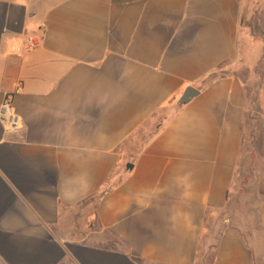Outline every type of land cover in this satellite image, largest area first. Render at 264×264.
Segmentation results:
<instances>
[{
  "label": "crops",
  "instance_id": "obj_1",
  "mask_svg": "<svg viewBox=\"0 0 264 264\" xmlns=\"http://www.w3.org/2000/svg\"><path fill=\"white\" fill-rule=\"evenodd\" d=\"M241 6L0 0V107L11 97L20 121H0V264H198L207 220L227 209L243 168L264 206V157L245 148L236 72L258 63L247 62ZM97 86L126 94L102 117L85 108ZM189 87L199 93L180 106ZM53 113L74 115L87 145ZM254 154L261 167L247 162ZM77 166L91 186L69 202ZM260 238L223 234L213 264H251Z\"/></svg>",
  "mask_w": 264,
  "mask_h": 264
},
{
  "label": "rangeland",
  "instance_id": "obj_2",
  "mask_svg": "<svg viewBox=\"0 0 264 264\" xmlns=\"http://www.w3.org/2000/svg\"><path fill=\"white\" fill-rule=\"evenodd\" d=\"M241 28L248 44L247 62L253 60L256 64L258 61L257 65L251 67L236 66V72L245 81L248 94L249 119L246 121L245 148L252 146L264 157V0H242ZM137 136L140 139L139 145L147 139L144 130ZM257 158V154H254L247 162L261 167L262 163ZM253 179V174L246 167L243 168L241 175L236 176L227 209L208 218L198 264L214 263L217 242L225 233L240 231L250 241L261 240L264 206L262 197L257 194V183ZM92 207L88 206L86 214L92 213Z\"/></svg>",
  "mask_w": 264,
  "mask_h": 264
},
{
  "label": "clouds",
  "instance_id": "obj_3",
  "mask_svg": "<svg viewBox=\"0 0 264 264\" xmlns=\"http://www.w3.org/2000/svg\"><path fill=\"white\" fill-rule=\"evenodd\" d=\"M126 98V94L118 92L113 94L112 91L97 86L90 89L85 96V108L95 106L100 109L101 117L118 104L122 103ZM54 121V127L59 124L60 130L69 132L72 137L83 142L84 146L91 139L88 131H84L73 116H65L63 114H50ZM67 179L73 180V186L70 190L62 193L65 200L71 202L73 200L83 198L91 186V176L88 170L77 166L76 171ZM251 264H264V245L253 244L249 247Z\"/></svg>",
  "mask_w": 264,
  "mask_h": 264
},
{
  "label": "built area",
  "instance_id": "obj_4",
  "mask_svg": "<svg viewBox=\"0 0 264 264\" xmlns=\"http://www.w3.org/2000/svg\"><path fill=\"white\" fill-rule=\"evenodd\" d=\"M29 43V49L31 50L34 48L35 44L33 38L29 39ZM0 121L4 123L10 130H15L20 127V121L15 113L13 100L11 97L7 98L0 107Z\"/></svg>",
  "mask_w": 264,
  "mask_h": 264
},
{
  "label": "water",
  "instance_id": "obj_5",
  "mask_svg": "<svg viewBox=\"0 0 264 264\" xmlns=\"http://www.w3.org/2000/svg\"><path fill=\"white\" fill-rule=\"evenodd\" d=\"M199 91L193 87H189L185 93L183 94V96L181 97V99L179 100V105L183 106L186 105L187 103H189L194 97H196V95H198ZM128 168H132V165L129 164Z\"/></svg>",
  "mask_w": 264,
  "mask_h": 264
},
{
  "label": "trees",
  "instance_id": "obj_6",
  "mask_svg": "<svg viewBox=\"0 0 264 264\" xmlns=\"http://www.w3.org/2000/svg\"><path fill=\"white\" fill-rule=\"evenodd\" d=\"M247 119H249V116L247 117Z\"/></svg>",
  "mask_w": 264,
  "mask_h": 264
}]
</instances>
